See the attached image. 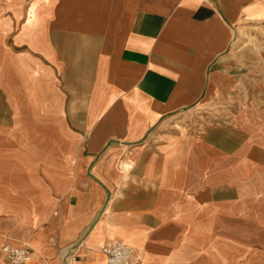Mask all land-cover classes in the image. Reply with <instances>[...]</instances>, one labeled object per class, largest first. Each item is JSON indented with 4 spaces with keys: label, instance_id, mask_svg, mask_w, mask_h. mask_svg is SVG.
<instances>
[{
    "label": "crops",
    "instance_id": "1",
    "mask_svg": "<svg viewBox=\"0 0 264 264\" xmlns=\"http://www.w3.org/2000/svg\"><path fill=\"white\" fill-rule=\"evenodd\" d=\"M255 26L264 0H0V264H264Z\"/></svg>",
    "mask_w": 264,
    "mask_h": 264
},
{
    "label": "built area",
    "instance_id": "2",
    "mask_svg": "<svg viewBox=\"0 0 264 264\" xmlns=\"http://www.w3.org/2000/svg\"><path fill=\"white\" fill-rule=\"evenodd\" d=\"M105 256V264H133V248L117 240H109L99 246ZM3 251L13 264H21L29 257V249L25 247L4 245Z\"/></svg>",
    "mask_w": 264,
    "mask_h": 264
},
{
    "label": "rangeland",
    "instance_id": "3",
    "mask_svg": "<svg viewBox=\"0 0 264 264\" xmlns=\"http://www.w3.org/2000/svg\"><path fill=\"white\" fill-rule=\"evenodd\" d=\"M249 34H245L240 46L259 48L264 45V41L261 42V37H264V27L255 26L252 27ZM223 109V108H221ZM193 122V121H192Z\"/></svg>",
    "mask_w": 264,
    "mask_h": 264
}]
</instances>
